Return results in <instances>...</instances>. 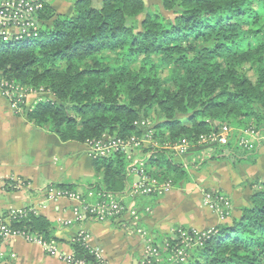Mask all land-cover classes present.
Here are the masks:
<instances>
[{"label": "trees", "instance_id": "trees-1", "mask_svg": "<svg viewBox=\"0 0 264 264\" xmlns=\"http://www.w3.org/2000/svg\"><path fill=\"white\" fill-rule=\"evenodd\" d=\"M162 1L173 17L151 11L145 0H76L65 13L45 4L36 37L0 46V79L51 96L27 113L28 121L62 143L78 144L105 135L141 138L146 130L137 123L152 121L153 112L160 119L152 122L154 140L163 144L187 139L194 145L213 133L218 121L264 132V0ZM262 145L247 150L232 140L215 146L206 162L227 160L250 168L258 163ZM146 152L149 175L171 181L175 190L197 178L183 162H175L172 150L150 145ZM93 166L102 179L96 193L127 195L131 177L124 155L93 160ZM201 190L203 198L233 197L223 189ZM236 190L251 191L249 204L239 217L205 235L178 225L169 234L151 231L145 225L152 215L150 196H141L138 207L137 198L129 204L124 200L127 207L134 204L138 222L129 216L111 222L140 223L155 246L183 250L177 264H264V175ZM10 228L47 244L62 241L55 225L33 211L12 219ZM181 230L191 234V244L183 242ZM70 246L76 262L98 264L82 240Z\"/></svg>", "mask_w": 264, "mask_h": 264}, {"label": "crops", "instance_id": "crops-1", "mask_svg": "<svg viewBox=\"0 0 264 264\" xmlns=\"http://www.w3.org/2000/svg\"><path fill=\"white\" fill-rule=\"evenodd\" d=\"M204 172L206 176L196 178L199 185L193 190H173L161 199L145 225L168 232L177 225L197 231L210 229L215 219L201 206L202 186L223 189L237 197L235 189L239 185L264 175V148L253 167L212 162ZM80 175L83 189L95 187L102 180L85 144L62 143L56 135L31 124L26 116L13 113L0 95V217L33 211L50 220L56 237L62 240L54 243L58 256H52L42 244L23 236L0 239V264H70L63 257H73L70 243L81 232L89 235L88 243L100 249L107 264H137L143 251L139 235L129 234L123 225L111 221L78 222L74 201L46 198L49 189L74 185Z\"/></svg>", "mask_w": 264, "mask_h": 264}, {"label": "built area", "instance_id": "built-area-1", "mask_svg": "<svg viewBox=\"0 0 264 264\" xmlns=\"http://www.w3.org/2000/svg\"><path fill=\"white\" fill-rule=\"evenodd\" d=\"M67 2H75L76 0H66ZM45 2L39 0H15L7 1L0 7V46L3 44H9L11 42H19L24 39H29L37 36L38 14L45 8ZM17 29L20 33H13L12 31ZM8 82V80H6ZM10 83V82H9ZM8 87V83L6 84ZM5 82L0 81V86L6 87ZM16 90L15 86L11 85V92ZM141 129L146 130L144 136L139 138L132 136L129 138H121L118 136L105 135L100 139L88 141L85 145L88 148L90 157L93 160L112 158L117 155H124L129 165L127 167L128 175L130 177L139 176L140 183L129 186V190L125 197H118L117 195L102 192L98 195L95 203L88 202L86 199H82L79 194L68 190L56 191L51 189L49 192L50 199L66 198L72 200L77 204L76 208V221L83 222L88 219H92L98 222L111 221L112 219L122 218L125 214H128L132 221L138 222L140 216L138 211L134 208V204L131 206H125L124 200L131 198L132 202L137 197L141 196H161L165 192L169 191L171 184L161 183L157 178L150 176L145 167V160L149 156H138V152L146 150L149 146L159 149V143L154 140V129L151 121H140L137 123ZM250 130H253V134L256 136L254 142L248 139H242L240 143H237L240 147L247 150H253L259 146L260 143L264 144L262 132L258 131L254 126ZM234 130L229 125H222L218 127L213 133L205 135L202 138V143L205 142V146L213 148L215 146H226L229 144L232 138ZM172 151L178 156L184 157L191 152V143L187 139H181L171 147ZM134 186V188H133ZM204 202L206 205H211L212 208L222 209L225 200L223 196H214L212 194L204 195ZM28 211L22 213L13 212L8 217H0V239L5 240L12 236H23L27 240L42 244L47 252L52 256H58L55 244H47L39 237L27 235L24 232L13 231L10 228V222L12 219H16L18 216H26ZM196 231V230H193ZM143 232V233H142ZM137 233L144 237L146 245V254L144 255L141 264H157V256L159 254L158 248L150 246V241L146 237V233L138 229ZM194 234L197 236L196 232ZM179 235L184 243L191 244V234L186 231H180ZM205 235V234H204ZM89 235L85 232H81L73 240H82L84 244L92 249V253L96 257L98 264H107L102 252L97 247H92L88 243ZM180 251V250H179ZM180 253V252H179ZM181 254L184 253L181 251ZM183 257V256H182ZM70 264H84L83 262H76L74 256L71 258H64ZM183 260V258H181Z\"/></svg>", "mask_w": 264, "mask_h": 264}, {"label": "rangeland", "instance_id": "rangeland-1", "mask_svg": "<svg viewBox=\"0 0 264 264\" xmlns=\"http://www.w3.org/2000/svg\"><path fill=\"white\" fill-rule=\"evenodd\" d=\"M7 1H9V0H0V7L3 4H5V2H7ZM11 1H15V0H11ZM17 1H19V0H17ZM39 1L45 2L46 4L50 3V4H52V5L56 6V7H60V10H61L62 13H65L67 11V8L71 6L70 2H67L66 0H39ZM145 2L151 8V11L152 10L153 11L159 10L165 16L173 17V13L172 12H168V11H165L163 9V1L162 0H145ZM12 32L13 33L17 32V34L20 33L17 29L13 30ZM6 80L7 79H0V81L5 82V85L8 83V87H7V85H6V87L0 86V95H1L2 98H4L9 103V106H10L11 110L13 111V113H19V114H21L23 116H26L27 113L30 112L34 108L35 105H37L40 102H44L47 98H51V96L48 94V92L44 91V89L36 90V89H33V88H29V87L20 85L19 83H16L14 81L6 82ZM11 85L15 86L16 90L11 92ZM150 118L152 119L151 122H155V121L158 122L160 120V119L159 120L155 119L156 118V114L154 112L150 115ZM153 120H155V121H153ZM224 124L225 125H229L234 130L233 135H231V137H230V138H232L231 141L233 140L237 144V143H240V141L242 139H248L249 138V141H253L254 142L256 136L252 133L253 130H250L251 127H253L254 125H250V126L248 125L245 128L242 127L240 129H238V128L235 129V127H233L230 124H227L225 122L222 123V122L218 121V122L214 123L213 127L216 130L218 127H220V126H222ZM153 125H154V123H153ZM42 130H45V129H42ZM262 136H263V139H264V132H262ZM204 143L205 142L202 143V138H200L197 141L196 144H194V145L191 144V148H192L191 152L188 155L184 156V157L178 156L177 154H172V156H174V158H175V162H179V163L183 162L188 168H190V170L193 172V174H195V177H197L198 179L202 175L206 176L204 171H206L207 168L209 167V165L211 164V162H209L210 164L207 165L208 161L206 162V160H208L209 157L211 156L213 148L209 147V145L205 146L206 144H204ZM172 145L173 144H169V143H167V144L159 143L158 147H159V149L170 151V150H172L171 149ZM263 148H264V144L260 148V151ZM214 149H215V147H214ZM86 150L88 152V148L87 147H86ZM195 150H197V152H193ZM146 153L147 152L141 150V151L138 152V156H142V155L146 156ZM88 155H89V152H88ZM89 157H90V155H89ZM213 162H218V161H213ZM222 162H224V161H222ZM225 163L226 164H230V163L233 164V161L225 160ZM128 165H129V163H128ZM205 165H207V166H205ZM217 166H218V168L222 169V165H217ZM74 168H76V167H74ZM212 170L215 171V168H213ZM81 176L82 175H80L78 177L77 183H74V185H75V187H77V189L74 190L73 192H76L77 194H79L82 199H86V200H88V202L95 203L97 201L96 199L98 198V195L100 194V192L96 193V191L94 190L95 188L92 187V186H87L85 189H83V187L80 185V183L84 182V180H82ZM130 182L133 185H137V184H139L141 182L140 181V177L135 175L134 177H131V181ZM161 183H166V182H161ZM168 183H170L172 185L171 181H168ZM197 184L199 185V183H197L196 179H195L194 183H192L190 185H183L181 183L179 189L183 190V189L191 188V190H193L197 186ZM80 186L82 187L81 191L78 190ZM133 188H134V186H133ZM52 189H54L56 191L61 190V189H58L56 187H54ZM50 190L51 189H49L48 193L46 192L47 193L46 194L47 195V197H46L47 199H48ZM173 190H175V189H174L173 186H171L170 190L165 192L164 194H162L161 197L158 198L157 200L153 199V197L150 196L149 203H150L151 206H153L151 217L154 216V212H155L154 209L157 206V204H159L161 199H163L165 196H167V194L169 192H171ZM250 194H251V191L248 190V191L243 192V193L239 192V195H237V197L233 196L231 198H224V200H225L224 206L222 207V209H219V210L216 209V208H212L211 205H206L205 202H204V198L202 197L201 198V206H202V208L207 210L210 213V215H212V218L214 217V219H215V222L211 225L210 229L214 228L215 226H217L219 224L231 222V220L233 218L239 217L240 216L239 210L249 204ZM64 199H66V198H64ZM131 201H132L131 198H128L126 200L127 204H129ZM141 201H143V198L137 197V200H136V203H135L136 207H138V204ZM125 216L128 217V214H125L122 218H124ZM122 218H116V219H117V221H122L121 220ZM116 219H112V220H116ZM140 219H141V217H140ZM89 220H92V219H89ZM145 220H147V218H145ZM92 221H95V220H92ZM147 222H148V220H147ZM123 227L126 228L125 230L129 234H137V235H139L137 233V230L141 229V230H143L146 233V237H147V232L145 230L147 228L145 226H144L145 228L142 227L140 223L133 224V225H128V226L127 225L125 226V223H124ZM152 230H158L162 234H169V232L167 230L165 231L164 229H156L155 228V229H152ZM192 230H195V229H192ZM207 231H208V229L205 230V231H197L196 230L194 232H196L199 235L200 234L204 235L205 232H207ZM139 236L141 237V240H142L141 243L143 244V251H142L141 259L137 262V264H141L142 263L144 255L146 254V252H145L146 249L145 248H146V245H147L145 243V241H144V237H142L141 235H139ZM149 241H150L149 242L150 246H152L153 248L154 247L158 248L159 254L157 256V260H158L157 264H177L180 261V259L182 258V256H183L181 254V251L183 252V250L175 251V250L170 249L168 247H163V249H161L159 246H155L154 245L155 244V240L151 239ZM158 244L163 245L162 243H158Z\"/></svg>", "mask_w": 264, "mask_h": 264}]
</instances>
